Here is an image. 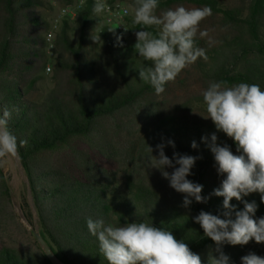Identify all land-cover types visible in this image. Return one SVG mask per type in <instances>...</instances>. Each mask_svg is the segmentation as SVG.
<instances>
[{
	"label": "trees",
	"instance_id": "16d2710c",
	"mask_svg": "<svg viewBox=\"0 0 264 264\" xmlns=\"http://www.w3.org/2000/svg\"><path fill=\"white\" fill-rule=\"evenodd\" d=\"M129 1L134 7L135 0ZM176 4L210 6L212 13L221 15L236 31L235 37L223 39L210 50L204 49L196 39L197 47L205 50L207 60L198 58L193 64L205 81L223 80L229 86L255 83L264 90V0H248L244 11L226 6L220 0H159L158 9ZM93 6L94 3H88L78 14L80 35L76 44L67 36L64 24L54 46L53 87L41 99L33 100L31 93L40 77L31 74L46 59L44 33L50 28L42 11L47 3L45 0H0V113L5 109L11 112L9 129L18 142L27 141L19 147L18 156L29 182L39 233L64 264H107L99 252L97 238L87 229L89 217L103 218L115 226L134 220L147 222L172 231L193 252L208 253L215 244L204 236L193 218L202 210L220 215L223 197L211 195L219 187L210 181L217 170L214 156L201 138L210 139L215 133L218 144H227L237 154L234 141L217 131L215 125L169 114L161 117L147 136L155 156L159 154L156 146L163 143L165 155L170 159L174 152L201 157L187 179L203 185L202 196L208 199L206 203L193 200L188 208L182 206V193L165 198L137 185L118 194L68 177L44 159L46 154L71 148L75 141L98 142L105 121L137 111L145 98L155 94L150 84L139 79L137 69L151 66V62L138 56L134 49L137 38L132 36L141 29L158 34V29L145 28L128 17L124 33L101 27L92 41L89 28L101 22ZM169 140L174 142V148L168 144ZM192 141H196L198 148L191 147ZM165 170L171 173L174 169ZM7 175L5 159L0 161L1 214L10 207ZM244 199L258 205L255 218L264 217L260 193ZM23 203L28 210L26 199ZM231 203L237 210L243 209V203L235 199ZM228 247L229 244L223 245V249ZM0 264L50 263L35 242L32 250L0 246Z\"/></svg>",
	"mask_w": 264,
	"mask_h": 264
},
{
	"label": "clouds",
	"instance_id": "9594fccd",
	"mask_svg": "<svg viewBox=\"0 0 264 264\" xmlns=\"http://www.w3.org/2000/svg\"><path fill=\"white\" fill-rule=\"evenodd\" d=\"M158 7L159 0H135L133 22L158 29V34L144 29L137 31L134 49L138 56L151 62V66L137 69L139 79L160 95L165 92L166 84L198 58L207 60L205 50L196 45V38L198 34L207 36L206 31L200 30V24L212 15V9L180 5L157 15ZM105 9L103 0H96L93 12L99 15ZM202 96L206 119H211L217 131L234 141L237 154L227 144H218L215 133L210 139L201 138L214 156L218 175L224 177L211 194L223 197V211L213 215L202 210L193 220L215 244L214 249H209L207 264H231V258L222 250L223 245L264 243V217L255 218L258 205L244 199L252 193H260L264 202V90L255 83L229 86L221 80L211 81ZM10 118L9 110L0 113V161L18 156L19 147L27 143L18 142L9 129ZM168 144L175 147L171 140ZM156 147L159 154L150 155V167L159 169L170 187L183 194L182 206L188 208L193 200L206 203L208 198L202 196L203 185L187 179L201 157L174 152L170 159L165 155L163 143ZM191 147L198 148L196 141H192ZM149 151L152 153V148L149 147ZM166 168L174 170L169 173ZM233 199L243 203L242 210L231 203ZM86 225L89 233L97 238L99 252L107 264H203L201 256L193 252L185 240H178L172 231L162 227L135 220L114 226L103 218L91 217L87 218ZM241 264H264V257L249 252L241 257Z\"/></svg>",
	"mask_w": 264,
	"mask_h": 264
},
{
	"label": "rangeland",
	"instance_id": "374dc122",
	"mask_svg": "<svg viewBox=\"0 0 264 264\" xmlns=\"http://www.w3.org/2000/svg\"><path fill=\"white\" fill-rule=\"evenodd\" d=\"M45 1L47 8L42 11V15L49 25L48 32L52 30L53 25L56 27L52 30V38L48 39L46 36L48 32L44 33L46 59L37 71L31 74L33 77H40L31 93L33 100L41 99L53 87L52 71L56 58L54 46L64 24L67 26V36L73 43L78 42L80 35V23L77 18H61L59 15L60 10L69 0ZM220 1L226 6L243 11L248 2V0ZM119 2L128 8L129 17L133 19L134 7L130 1ZM180 5L186 8L195 7L188 4L171 5L157 9V15ZM97 17L101 18L102 14ZM101 27L99 23L89 28L90 40L95 41L93 36L96 39L97 31ZM200 30L206 31L207 36L200 37L198 34L196 39L201 41L206 50L216 47L223 39L236 36V31L224 22L221 15L215 13L201 22ZM132 38L135 39L136 35ZM89 45L88 41L87 50ZM208 85L209 83L203 79L196 66L191 64L174 81L168 83L164 93L145 98L137 111L122 114L114 121H105L100 128L98 142L75 141L71 148L46 154L44 159L49 166L62 171L68 177L118 194L134 189L137 185H143L160 197H173L176 191L170 187L169 181L162 176L159 169L150 167L148 158L150 155L155 156V153L149 151L150 139L147 136L153 125L161 117L169 114L192 122L212 125L211 119H206V106L202 96ZM6 164L10 207L8 212L0 213V246L32 250L35 243L32 235L34 219L27 201L26 188L16 172L12 159L7 158ZM223 178L214 171L210 181L220 186ZM24 199H26L28 210L24 206ZM223 252L231 258V264H241V257L249 252H255L264 257V243L256 244L255 241H250L244 246L229 245L228 248L223 249ZM213 254L218 255V253ZM200 256L203 264H207L208 253Z\"/></svg>",
	"mask_w": 264,
	"mask_h": 264
},
{
	"label": "built area",
	"instance_id": "2783aa9c",
	"mask_svg": "<svg viewBox=\"0 0 264 264\" xmlns=\"http://www.w3.org/2000/svg\"><path fill=\"white\" fill-rule=\"evenodd\" d=\"M96 3V0H71L60 10L61 18H77L78 14L84 9L88 3ZM106 9L101 17V26L115 33H124L127 18L129 17L128 8L119 1L103 0ZM56 25H53L52 30ZM52 30L47 33V38H52Z\"/></svg>",
	"mask_w": 264,
	"mask_h": 264
},
{
	"label": "water",
	"instance_id": "95a60500",
	"mask_svg": "<svg viewBox=\"0 0 264 264\" xmlns=\"http://www.w3.org/2000/svg\"><path fill=\"white\" fill-rule=\"evenodd\" d=\"M11 159L14 162V166H15L16 172L20 180L22 181V183L25 185V188H26L27 201H28V204H29V207L32 212L33 219H34V229L32 231V235L34 237L36 244L38 245L39 249L44 254V256L46 257V259L49 261L50 264H64L53 254L52 250L50 249L46 241L42 238V236L39 233V222H38L39 219H38V216H37V213H36L33 201H32V196H31L30 188H29V182L25 175V171L21 164L19 156H16Z\"/></svg>",
	"mask_w": 264,
	"mask_h": 264
}]
</instances>
